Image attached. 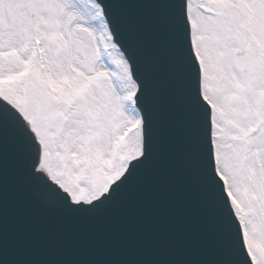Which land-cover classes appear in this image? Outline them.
<instances>
[{
    "label": "snow or ice",
    "instance_id": "snow-or-ice-1",
    "mask_svg": "<svg viewBox=\"0 0 264 264\" xmlns=\"http://www.w3.org/2000/svg\"><path fill=\"white\" fill-rule=\"evenodd\" d=\"M0 264H264V0H0Z\"/></svg>",
    "mask_w": 264,
    "mask_h": 264
},
{
    "label": "water",
    "instance_id": "water-1",
    "mask_svg": "<svg viewBox=\"0 0 264 264\" xmlns=\"http://www.w3.org/2000/svg\"><path fill=\"white\" fill-rule=\"evenodd\" d=\"M148 179L152 182L153 186L159 187L161 185H166L172 194L176 211L190 222H194L192 221L190 213L187 211L189 208L188 193L186 192L181 178L175 175L173 163L168 157L164 155L160 156L155 171L150 174ZM137 195V192L133 191L129 193L125 199L130 200ZM123 211L124 209L122 207H117L112 210L106 219L119 217L122 215Z\"/></svg>",
    "mask_w": 264,
    "mask_h": 264
}]
</instances>
